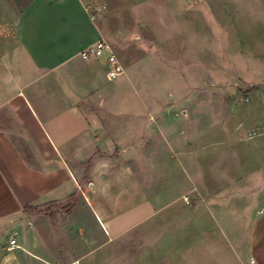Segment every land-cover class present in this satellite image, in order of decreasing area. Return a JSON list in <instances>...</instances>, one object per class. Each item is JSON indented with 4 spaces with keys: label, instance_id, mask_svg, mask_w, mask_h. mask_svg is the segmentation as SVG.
I'll return each mask as SVG.
<instances>
[{
    "label": "crops",
    "instance_id": "crops-1",
    "mask_svg": "<svg viewBox=\"0 0 264 264\" xmlns=\"http://www.w3.org/2000/svg\"><path fill=\"white\" fill-rule=\"evenodd\" d=\"M148 1L0 0V264H264V141L249 145L246 175L234 172L236 157L214 158L218 171L196 206H162V192L119 184L127 145L146 138L156 158L186 139L156 116L144 125L140 112L113 106L119 91L105 60L79 53L107 40L108 9ZM181 2V21L170 14L165 24V58L199 62L188 34L205 19L191 0ZM211 12L218 27L236 19ZM253 34L244 36L256 46Z\"/></svg>",
    "mask_w": 264,
    "mask_h": 264
},
{
    "label": "rangeland",
    "instance_id": "rangeland-1",
    "mask_svg": "<svg viewBox=\"0 0 264 264\" xmlns=\"http://www.w3.org/2000/svg\"><path fill=\"white\" fill-rule=\"evenodd\" d=\"M207 1L191 0L189 6L197 7L205 19L188 34V54L196 56L197 48L203 57L199 62L165 58V24L170 14L181 21V0L179 5L150 0L139 9L125 4L119 12L108 9L103 15L106 41L125 70L110 85H117L120 97L113 106L126 113L140 112L144 125H153L156 116L170 135L186 139L182 148H171L170 156L161 154L165 148H160L156 158L150 157L146 138L140 146L125 147L120 168L126 173L120 186L146 194L158 190L162 195L156 203L162 206H196L198 190L211 187L213 172L218 171L214 158L236 157L234 172L246 175L249 145L264 141V0H215L216 5ZM213 9L236 19H221L218 27ZM249 33H254L258 45L247 44L244 35ZM132 154L137 155L132 159Z\"/></svg>",
    "mask_w": 264,
    "mask_h": 264
},
{
    "label": "built area",
    "instance_id": "built-area-1",
    "mask_svg": "<svg viewBox=\"0 0 264 264\" xmlns=\"http://www.w3.org/2000/svg\"><path fill=\"white\" fill-rule=\"evenodd\" d=\"M92 18H94V16H92ZM79 56L83 60L104 59L106 64L105 77L109 81L117 79L124 73L123 67L113 53L110 44L104 39H99L95 43L82 49ZM263 130L264 128L261 129V131ZM255 133V131L252 132V134ZM15 242L16 240L14 237L9 240L10 245H15ZM250 264H254V260H251Z\"/></svg>",
    "mask_w": 264,
    "mask_h": 264
},
{
    "label": "trees",
    "instance_id": "trees-1",
    "mask_svg": "<svg viewBox=\"0 0 264 264\" xmlns=\"http://www.w3.org/2000/svg\"><path fill=\"white\" fill-rule=\"evenodd\" d=\"M75 200H76V196H72L71 200L70 201H67L65 204H64V207L65 209L66 208H69L71 206L74 205L75 203ZM25 211H31L33 214H39V213H43V212H46L48 209L45 208V209H37L35 207H25L24 208Z\"/></svg>",
    "mask_w": 264,
    "mask_h": 264
}]
</instances>
